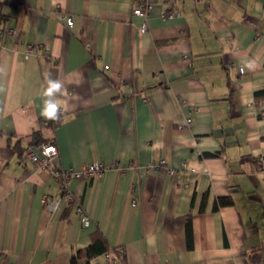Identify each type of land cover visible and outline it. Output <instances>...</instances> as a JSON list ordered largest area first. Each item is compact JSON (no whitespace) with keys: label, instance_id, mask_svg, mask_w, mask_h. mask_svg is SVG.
Masks as SVG:
<instances>
[{"label":"crops","instance_id":"crops-1","mask_svg":"<svg viewBox=\"0 0 264 264\" xmlns=\"http://www.w3.org/2000/svg\"><path fill=\"white\" fill-rule=\"evenodd\" d=\"M149 2L141 33L134 0H0V264H71L95 239L121 258L77 264H264V0ZM50 141L49 170L23 160ZM95 162L114 167L68 183L83 227L51 172Z\"/></svg>","mask_w":264,"mask_h":264},{"label":"built area","instance_id":"built-area-1","mask_svg":"<svg viewBox=\"0 0 264 264\" xmlns=\"http://www.w3.org/2000/svg\"><path fill=\"white\" fill-rule=\"evenodd\" d=\"M137 4L135 8L132 10V14L138 17L143 18V23L139 28L141 33H144L147 30V17L151 10V3L149 0H134ZM168 18H174L177 13L172 10H168L166 13ZM73 23L72 17L66 18V24L71 26ZM3 31L0 30V35ZM15 29L9 28L6 30V35L10 38L15 36ZM34 47L32 45L26 46V53L29 56V53ZM188 57V56H187ZM240 73L244 72L243 67L238 68ZM261 115L264 116V110L260 112ZM192 123V117L188 116L184 120L183 124H180L178 128L189 127ZM58 155L57 146L53 141H50L44 145H41L37 150L36 149H27L26 152L23 154L22 158L25 161H28L34 169L36 170H49L51 160ZM135 165L131 164L129 168H133ZM114 167V165H105L100 162L90 163L88 165L83 166L79 170H75L72 168L68 169H54L52 170V176L54 179L59 181L61 184V189L63 192V197L72 205V209L74 213L77 215L80 224L83 227H87L91 224V219L87 214L86 210L83 208L81 203L75 198V196L69 190L68 183L71 179H93V178H102L105 173ZM149 170H154L158 172H163L167 175H173L174 170L167 166L165 160H159L157 162H153L148 167ZM263 203H264V193H263ZM44 201L47 203V208L49 211H54L56 208V203L48 196L44 197ZM123 254L122 249L112 250L106 253L107 259L115 263L118 258H121Z\"/></svg>","mask_w":264,"mask_h":264},{"label":"trees","instance_id":"trees-1","mask_svg":"<svg viewBox=\"0 0 264 264\" xmlns=\"http://www.w3.org/2000/svg\"><path fill=\"white\" fill-rule=\"evenodd\" d=\"M254 98H255V101H257V102H259L261 100H264V90L256 91L254 93ZM21 155H22V153L20 154V156ZM231 204H232V202H231V200L228 197L219 198L217 200V203H216L217 206H226V205H231ZM187 225L189 227V223ZM108 251H109V249H106L104 247V245L102 244V242L100 241V239H95L92 242V244H90L89 247H87L86 249H84V251L83 250L78 251L76 257H72L71 258V264H77V260L82 256V253H85L86 254V256L88 258L86 260V262H88V260H89L90 257H93L96 254H103V253L105 254ZM256 258H258V256L253 254V255H251L249 257V260L251 262H254L253 259H256Z\"/></svg>","mask_w":264,"mask_h":264},{"label":"clouds","instance_id":"clouds-1","mask_svg":"<svg viewBox=\"0 0 264 264\" xmlns=\"http://www.w3.org/2000/svg\"><path fill=\"white\" fill-rule=\"evenodd\" d=\"M63 85L61 82L56 80H49L46 95L49 97L44 102V107L42 109L41 115L47 118L48 120H56L58 118L59 106L55 100L57 93L62 91Z\"/></svg>","mask_w":264,"mask_h":264}]
</instances>
